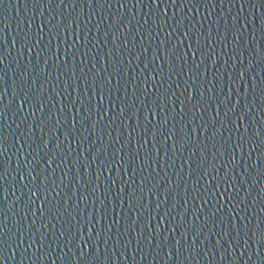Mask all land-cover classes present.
<instances>
[{"label":"water","instance_id":"95a60500","mask_svg":"<svg viewBox=\"0 0 264 264\" xmlns=\"http://www.w3.org/2000/svg\"><path fill=\"white\" fill-rule=\"evenodd\" d=\"M121 2L123 3L125 0H121ZM127 2L128 5L124 9H120L115 0H112L111 7L104 4L103 8L100 9L95 6L88 9L85 4L82 8L69 9L67 12H65L63 6L57 9L55 3L51 8L39 6L33 8L32 0H3V3L0 4V30H2L0 31V38L4 40V43L0 44V58L4 60V64L0 65V77H3V84L0 85V106L7 105L4 108L3 115L0 116V133L7 137L5 159L8 161L5 163V167L8 169V180L4 185L7 189L6 199L0 198V210H2L0 220H3L5 216L7 217L6 228L9 235H17L18 238L19 230L27 227L36 240L34 247L26 253L15 248L7 250L6 254L8 256H11L13 252L15 253L14 259L7 261V264H41L40 256H45L43 264H82L79 255L83 250V246L79 249L76 248L75 238L71 243L68 242L73 231L72 216L76 217L75 224H80L82 218L86 219L91 214L94 224L99 201L103 200L106 203L109 196L115 194L124 178L127 179L124 170L120 169V179L117 180L116 188L106 192L105 189L108 184L105 182V176L115 179L117 176L116 168L114 167L111 172L105 173V176L100 175L99 180H97V167L100 161L105 159V152L111 158L113 149L123 144L124 132L122 125L124 123H128L129 130L139 123L140 127L137 128L135 135H140L141 129L147 123L146 117L148 116V113L140 105V99L149 104L152 100H157L156 88L168 89L167 94L161 97L164 100H167L168 96L175 92V96H172V106L176 108L177 116L175 120L169 121V127H172L175 121H180V124L187 125L186 132H190L191 127L200 119V116L210 120L214 114L216 106L212 103L209 109L193 119L192 125L187 124V119L181 120L179 115L180 100H186L187 92L184 80L188 77L183 72L180 76H175V68H173V73L167 71V66L164 65L163 60L164 56L168 55L170 46L176 43V40H182L183 35L190 28L193 33L199 30L203 34L211 30L212 36L217 37L219 35L218 30H223L226 23L231 25L234 18L237 26L242 21L244 22L245 28L241 31H247L245 39H250L252 35L251 28L253 26L257 29L260 27L259 22L256 23V17L260 15L261 11H264L260 9L258 0L255 8L248 6L243 9L241 8L242 0H236L234 7L231 0H213L212 4H207V0H192L183 9H180L179 5L184 3L185 0H177L176 6H169L166 10L167 15H163L164 6H161L160 13L158 10H153L155 6H153V9L148 7L150 0H144V4H141L139 9L134 6L137 0H127ZM249 4H251V0H249ZM154 11L157 13L156 15H153ZM79 15L85 19L91 16L92 20L89 25V28L92 29L89 32L88 39V48L91 50L87 57L89 62L85 66L82 64L85 59L83 56L74 57L72 60L69 58L66 68L65 58L61 53L68 45L65 43L64 46L60 47L59 40L51 41L49 45L51 37L48 35V30L57 25L58 22L60 26H66L65 17L71 19L73 16L78 17ZM161 16L164 20L163 27L161 28L157 23L156 27L153 28V22L158 21ZM36 17L37 19L33 20L32 27L33 40L35 41V37L39 32L40 22L47 21V26L44 27V40L41 42L40 49L33 51L31 56L28 55V51L25 49L23 57H21V53L17 51L20 48L19 40H17L15 49L12 48V40L15 38L17 31L27 29L29 18ZM248 17L249 19L253 18V25L247 24ZM21 21L26 22L21 24ZM145 21H148V23L146 24ZM97 25H99L98 29ZM56 31L58 29L53 28V32ZM169 34L171 35L169 36ZM65 35L67 36V33ZM113 37H116L115 45L112 43ZM68 39L70 41L72 37L69 36ZM193 39L194 36H190L189 41H185L183 45H177V49L173 51L172 55L168 56L169 66L175 65L177 61L176 51L179 47L183 46L187 51V44ZM257 41L258 47L264 50V40L259 38V32H257ZM257 41H253V43H257ZM161 42H163V47ZM207 43L208 41L205 40L204 44L207 45ZM243 43L244 40H241L238 47H241ZM5 46L8 48L6 55L4 54ZM46 46L48 47L47 53L38 56L37 52L43 53ZM58 47L59 51L55 57H52L51 53L56 52ZM216 52L223 55L222 43H217ZM109 53L113 64L123 61L124 66L128 69L127 84H124L125 77L123 74H120L118 78L123 85L120 89L121 95L126 92L124 100L125 102L132 101L133 111L131 113L126 112L123 118L118 117L112 128L107 127L109 117H106L103 123L96 127V135L92 134L91 124L85 128L78 124L77 131L74 134L78 136V141L80 137V143H72V137H68L67 129H72L73 116L78 115L76 109L80 108L83 112L84 109L91 107L89 103L91 98L90 89L81 84L80 68L84 67L85 74H89L92 63H95L96 70L91 73L94 74L95 71L99 70L101 55L104 57V64L107 68ZM153 53H155V58ZM137 55L139 59H135ZM229 56H234V59H229ZM223 58L227 60V64L224 65L223 69L221 70L220 62L212 69V72L221 76L222 79L214 81L210 85L207 83L208 74L206 73L205 80L201 82L205 95H207V90L212 88L214 101L223 100L231 90L227 100L229 107L239 95L241 97L240 103L237 104L236 112L230 113L229 118L239 116L247 104L248 115L245 117V126L248 127L250 135L258 132L264 138V115H260V100L253 101L251 95L247 98L242 97L244 84L248 83L250 85V78L254 76L258 66L254 65L253 69L244 73L250 58L249 54L244 51L241 57L239 52H233L231 45L228 48V55H224ZM45 60H47V64L44 63ZM145 63L148 64L147 69L144 68ZM234 63L235 68L232 67ZM205 64H207V60ZM181 67H183L182 64ZM149 73L153 74L154 79L141 85L142 81L147 80ZM156 73H161L164 79L157 81L155 78ZM241 73H243L242 80L240 79ZM134 75L139 77L136 80V88L132 86ZM229 77H231V80H229ZM256 79L259 81L260 78L257 77ZM238 80L240 86L233 88V84ZM33 81H35V84H33ZM216 83H220L222 88L218 97L215 91ZM115 84L116 80L114 78V87ZM153 84H155L153 93L141 97L142 88L150 87ZM177 85H179V89H177ZM75 87L76 91H73ZM41 88L43 92L40 91ZM22 89L32 90L40 96L43 113L39 110L40 104L34 105L31 109L26 105L18 109L19 102L16 101L23 94ZM86 90L89 92L87 97L85 96ZM198 90L199 84L196 91L198 92ZM113 98H115V91L113 92ZM157 103H159V100H157ZM193 103H195V100H193ZM105 107H108L107 92L105 93ZM137 108H139L138 112H136ZM167 110L166 105V112ZM118 111L119 105H117V113ZM221 114H223V109ZM92 119L96 120L97 116L92 114ZM149 119L151 120V114H149ZM180 124H176L177 132ZM239 124L240 121L237 120V126ZM241 132H243V128H241ZM227 135L228 132L222 130L220 135L212 141L215 147H210L204 153L202 160L200 149L196 148L195 145H189L182 152L177 151L175 158H171V141H169V144H166L165 149L160 153V155H164L169 150L168 155L165 156L164 160H160V155L157 156L155 172L152 171L153 164L151 161L144 170L139 169V165H137V178L140 175L147 174L149 178L155 176L156 180L159 181V186L153 189L155 199L152 198L151 194L147 197V191L145 192V199L142 198L141 204L147 203L148 210L134 227L126 229L124 223L121 222L118 227H113L110 233L101 231L97 245L99 257L98 260L92 259V264H113V261H115V264H165V251L161 249L159 255H155V240H153L151 246H146L147 240L145 239L146 237L151 238L149 237V229L158 226L160 217L165 212H168L163 226L165 231L169 223L173 222V218H175L174 222L177 224L181 222L188 224L191 220L194 224L198 222L199 225L196 229L199 235H195L194 231L189 229L186 231L185 237L181 238L177 230L175 240L180 241V243L171 249L173 261L170 264H175L176 248L181 250V259L188 256V259L184 260V264H245V262L247 264H264V247H252L250 240L246 247L242 233L238 239L234 240L235 233L231 227L233 217L236 219L238 230L241 223L247 225L248 221H251V225H248L251 228L261 220L260 212L264 210L262 209L264 195L261 194L260 185L264 183V175L257 174L261 163V161L256 160L259 149L251 152L249 157L248 146H246L244 152L237 156L236 164L233 165L230 156L224 152L220 145L223 143L226 148L227 143L236 140L239 133L234 134L232 140L225 143L224 137ZM126 136L127 132H125ZM117 137H119V143H117ZM197 137H199V131H197ZM217 140L220 142L217 143ZM45 141H47V147L44 146ZM257 143L259 144V140ZM102 148L103 151H101ZM189 148L193 152L191 156L189 155ZM98 151L100 155L96 157V163L93 164L92 157ZM81 152L84 155H80ZM221 153L224 154L221 155ZM53 155L55 159L51 161V168H49L48 162ZM22 156L23 159H21ZM185 160H189L190 163L185 164ZM256 163L257 168L253 171L252 165L254 166ZM197 164L202 166L197 169ZM26 165L29 167H26ZM85 166H87V177L85 176ZM161 167L163 171H161ZM245 168L249 169L247 173L244 171ZM41 169L44 170L42 173ZM194 169L196 170L193 171ZM225 170H227V176H225ZM28 171L32 172L33 177H37V184L40 179L47 177V184L52 191V203L55 204L56 201H59L60 205L61 215L55 220L49 222L47 214L42 218L38 210L36 215L33 216L31 206L25 209V202L30 192L27 187L20 185L19 177L25 175V184H27L26 174ZM100 171L103 172V169ZM204 171H208L206 179L209 183L207 184L204 178H199ZM50 172L51 175H49ZM129 174H131L130 168ZM77 177H80V185L76 183ZM217 184H219L221 192L229 185L233 186L234 191L231 192L233 203H229L227 194L223 201H219L217 196L215 199H208L205 213H201L199 209L204 205L200 199L192 198L193 191L195 190L198 193H204L206 189L214 191ZM93 186L97 189L95 194L90 191ZM148 187H152V185L146 184L145 188ZM75 189L77 196H73V200L69 201L68 214H64L63 200L71 196ZM57 192L60 193L59 196H56ZM81 192L87 196L86 202L81 201ZM137 194L142 195L139 192ZM117 203L119 204V201ZM158 204L160 205L159 210L154 211ZM173 204H175V207H173ZM233 204L236 205L235 208H233ZM40 206V201L37 198L35 207L39 208ZM125 208H127L126 201ZM214 208H223V212L218 213L215 217L208 216L205 219L206 214ZM229 209H232L231 216L227 215ZM193 213H195V217H193ZM221 215L225 217L223 223L220 221ZM153 216H155V219H152ZM241 218H243V221H241ZM114 219V213L107 216L108 223H111ZM57 220L62 222L57 223ZM33 221H35V224L32 223ZM53 224H55V227H53ZM36 229L40 231L37 232ZM62 231L65 233L63 240L60 239ZM81 231L83 233L85 229ZM141 231L142 234L137 237L141 243L138 244L137 239H133V236ZM225 233H227V239H225ZM93 234L95 235V232ZM79 235L80 233L77 234L76 238ZM41 236L45 238L44 250L37 252L36 249L40 247L39 240ZM85 239H87L86 234ZM175 240L169 234V246L175 244ZM104 241H107V243L105 244ZM129 241L131 242L129 243ZM27 244L26 235L25 247H27ZM192 248H195V251L189 255ZM34 252L35 255H33ZM91 256L90 250L85 259H89ZM249 256L252 257L251 260L248 259Z\"/></svg>","mask_w":264,"mask_h":264},{"label":"snow or ice","instance_id":"6c2138e0","mask_svg":"<svg viewBox=\"0 0 264 264\" xmlns=\"http://www.w3.org/2000/svg\"><path fill=\"white\" fill-rule=\"evenodd\" d=\"M116 4L119 6L120 9H124L127 7L128 2H121V0H115ZM192 0H185L184 3L179 5L180 9H183L187 3H191ZM260 4V9L264 10V0H258ZM3 3V0H0V4ZM55 3V7L57 9L63 6L65 12L69 9L75 8H82L85 4L87 5L88 9H92L94 6L98 9L103 8L104 4H107L111 7L112 0H32L33 8L36 7H44V8H51ZM213 0H207V4H212ZM141 4H144V0H137L135 3V7L137 9L140 8ZM177 4V0H150V4L148 7L153 10H158L160 12V8L164 6L163 15H167V8L169 6L175 7ZM231 4L234 7L236 5V0H231ZM257 5V0H251V4H249V0H242L241 8L251 6L255 8ZM161 13V12H160ZM157 13L154 11L153 15ZM42 15V13H41ZM252 17V15H251ZM36 18H29L27 21V29L26 30H19L15 34V38L12 40V48H16L17 40L20 42V48L17 49L18 52L21 53V57H23V51L27 49L28 55L31 56L33 51L39 50L41 47V42L44 40V27L47 26V21H41L40 25L38 26V34L35 37V41L33 40V20ZM67 23L66 26H60L59 22L57 25L53 26V28L58 29V31L53 32V28H49L48 35H50L51 40L49 41V45L51 41L59 40L60 47L67 43V47L65 48L64 52L61 55L64 56V60L66 62V68L69 61L74 57L83 56L85 59L82 61L83 65L88 64L87 57L89 56L91 50L88 48V39H89V32L92 31L89 28L91 24V16L88 19H85L81 15L73 16L71 19L65 17ZM26 21H21V24H24ZM259 22L260 27L257 29L255 26L251 28V38L245 39L247 35V31L242 32L241 29L245 28V24L242 21L239 26H237L235 22V18L231 25L227 23L224 25L223 30H218L219 35L217 37H213L211 30H209L206 34L201 33L199 30H196L193 33V30L190 28L188 31L183 35V39L176 40V43L172 44L168 49V55L164 56V65L167 66V71L169 73H173V68H175L174 75L180 76L183 72L184 75L188 77V79L184 80L185 90L187 92L186 100H180V108H179V115L181 120L187 119V124L192 125L193 119L196 116H200L202 112L209 109L210 104H215V111L212 115L211 119L209 120L204 119L203 116H200V119L196 121L195 125H193L190 129V132H186L185 128L187 125L180 124V121H175L172 127H169V121L175 120L177 116V110L172 106V96H175V92L172 93L171 96H168L167 100L161 99V97L165 96L168 92L167 88H156L155 95L157 100H152L151 104L148 102L145 103L144 100L140 99V105H142L144 111L148 113L146 117L147 123H145L144 127L140 131V135L136 136L135 133L137 128L140 127L139 123L135 126L131 127L129 130L128 123H124L122 125L123 132H124V142L123 144L113 149V155L109 158L107 152H105V159L101 160L98 167H97V176L96 179L99 180L100 175H104L105 173H109L116 168L117 176L115 179H110L108 176H105V182L108 184V187L105 189L108 192L110 189L116 188L117 180L120 179L119 171L120 169L124 170L125 177L123 182L120 184L119 188L116 189L114 195H110L109 199L105 203V201H99V208L98 212L95 216V223L93 224V217L91 214L84 219L82 218L80 224H75L76 217L72 216L73 222V231L71 236H69V243L75 238V246L76 248H81L83 246V250L80 252L79 259L82 261V264H92V259H97L99 257V248L97 247L99 243V238L101 235V231H105L106 233H110L113 227H118L121 222L124 223L125 228L134 227L144 215L145 212L148 210L147 203L141 204L142 198L145 199V192L147 191V197L149 194L152 195V198L155 199V192L153 191L154 188L159 186V181L156 180L155 176L149 178V175H140L137 178V165H139V169L144 170L149 165L151 161L153 164L152 171H156V158L160 153L165 149V145L169 144L171 141V158H175L177 151H183L189 145H195L196 148L200 149V156L201 160L203 159L204 153L208 151L210 147H215V144L212 143L221 133L222 130L228 132V135L224 137L225 143L229 140H232V136L234 134L239 133L236 140L232 141V143H227V147H224L222 143L220 146L224 149V152L230 156V161L234 165L237 162V156L244 152L246 146H248V153L250 157V153L257 151L259 149V154L256 157L257 161H261L259 165V172L258 175H264V138L256 132L249 134V129L245 126V117L248 115V105H245L243 111H241L239 116L234 118H229L230 113H235L237 104L240 103V96L236 100H233L231 106H228L227 100L231 94V90L229 94L225 96L223 100H215L213 98V89L209 88L207 90V95H205V91L203 90V82L206 78V73L208 74L207 83L213 84L214 81H220L222 79L221 76L212 72V69L220 62L221 70L223 69L224 65L227 64V60H224V55H228V48L231 45L233 52H239L241 57L243 56V52L247 51L249 54V60L247 67L244 69V73H247L250 69H253L254 65L258 66L257 70L254 73V76L250 78L251 83H245L243 86V93L242 97L247 98L249 95L253 97V101L256 99L260 100V115H264V50L258 47L257 41V32H259V38L264 40V11L260 12V15L256 17V23ZM147 24L148 21H145ZM159 24L161 28L163 27L164 20L161 16L158 21L153 22L152 27L155 28L156 24ZM199 23V21H197ZM214 23V22H213ZM248 25H253V18L247 20ZM74 26V27H73ZM19 28V26H18ZM99 25H97V29ZM2 31V30H0ZM175 31V29H173ZM67 33V36L65 35ZM171 34H169L170 36ZM71 36L72 39L69 41L68 37ZM194 36V39L187 44V51H185L184 47L181 46L176 51L177 61L175 65L169 66L168 65V56L172 55L173 51L177 49V45H183L185 41H189V37ZM207 40V45L204 44V41ZM241 40H244V43L241 47L240 45ZM253 41H257V43H253ZM3 38H0V44H3ZM113 45L116 44V37H113L112 40ZM217 43L223 44V55L217 54L216 52V45ZM161 46L163 47V42H161ZM127 47V45H125ZM48 51V47L46 46L43 49V53L37 52V55L46 54ZM59 51V47L56 49V52L51 53L52 57H55L57 52ZM146 51V50H145ZM8 52L7 46L4 48V54L6 55ZM183 53V54H181ZM153 57L155 58V53H153ZM135 59H139L137 55ZM229 59H234V56H229ZM207 60V64L205 61ZM47 64V60L44 61ZM4 64L3 58H0V65ZM181 64L183 67H181ZM189 65H191L189 67ZM59 66L58 64L56 65ZM233 68L236 67L235 63L232 65ZM144 68H148V64H144ZM110 69V71H109ZM96 70V64L92 63L91 69H89V74H85L84 67L80 68L81 73V84L86 85L87 88L90 89V100L89 103L91 105L90 108L84 109L81 112L80 108L76 109V113L78 115L73 116V123L72 129H67L68 137H72V143L78 142L80 143V137L78 141V136L74 133L77 131V125H81L85 128L87 125L91 124L92 134L96 135V127L103 123L106 117H109L108 121V128H112V126L116 123V119L123 118L126 112L131 113L133 111V104L132 101L125 102L124 97L126 96V92H123L121 95L120 89L123 86L121 84L120 79L118 78L120 74H123L124 84H127V71L128 69L124 66L123 61H118L117 64H113L111 59V54L109 53L108 58V66L105 67L104 64V57L103 55L100 56L99 60V70ZM103 73V75H101ZM259 77V81L256 79ZM115 78L116 84L115 87L113 86V79ZM139 77L133 76L132 86L136 88V80ZM155 78L157 81L163 80L164 77L161 73H156ZM154 79L153 74L149 73L147 80L142 81L141 85L147 83L148 81H152ZM240 79H243V73L240 74ZM231 80V77H229ZM3 84V77H0V85ZM35 84V81H33ZM199 84V90L196 91ZM240 83L239 80L233 84V88L239 87ZM153 88H155V84L150 87L142 88L141 97H146L150 93H153ZM177 89H179V85H177ZM43 92V89H40ZM55 91V89H53ZM73 91H76V87L73 88ZM115 91V98H113V92ZM215 91L216 96H219V92L222 91L220 83L215 84ZM23 94L19 96L16 102H19V107L27 106L31 109L34 105L40 104V112L43 113V104L41 103V98L38 94L34 91L29 89H22ZM107 92V99H108V107H105V93ZM89 92L86 90L85 96L87 97ZM183 95V94H182ZM15 98V94H14ZM195 100V103H193ZM117 105H119V111L117 113ZM166 105H167V112H166ZM7 105L0 106V116L3 115L4 108ZM141 107V106H140ZM223 109V114H221V110ZM195 110V111H194ZM139 111V108L136 109V112ZM199 113V115H197ZM209 113V111H208ZM207 113V114H208ZM92 114L97 116L96 120L92 119ZM149 114H151V120L149 119ZM79 117V118H78ZM50 118V117H49ZM131 118V116H130ZM237 120L240 121L239 126H237ZM176 124H180L179 131L176 130ZM150 125V127H149ZM219 125V126H217ZM241 128H243V132H241ZM211 129V132H210ZM197 131H199V137H197ZM125 132H127V136L125 137ZM182 133V135H181ZM259 140V144L257 141ZM7 141V137L0 133V198L6 199V191L7 189L4 187L5 183L8 180V169L5 167V163L8 162L5 159V154L7 152V148L5 147V143ZM135 141V143H134ZM119 137H117V143H119ZM220 141L217 140V143ZM19 143V141H17ZM45 147H47V141H45ZM93 146H95L93 144ZM82 149V145H81ZM104 149L102 148L101 151ZM169 152V150H168ZM166 152L164 155H160V160H164L165 156L168 155ZM155 153V154H154ZM84 153H80V155ZM224 153H221L223 155ZM100 155L98 151L92 157V163H96V157ZM189 155H193L191 148H189ZM23 159V156L21 157ZM55 159L53 155L52 158L48 162L49 168H51V161ZM185 164H189V160H185ZM201 164H197V169L201 167ZM26 167H29L26 165ZM129 168L131 169V174H129ZM257 168V163L253 166L252 169L255 171ZM87 166H85V176L87 177L86 172ZM103 169V172L100 170ZM182 170V169H181ZM194 169L193 171H195ZM44 170L41 169V173ZM161 171L163 168L161 167ZM244 171L247 173L249 171L248 168H245ZM27 179L28 183L25 184V175H20L19 183L22 187H27L30 195L28 196L27 201L25 202V209L31 206L32 215L35 216L37 210L40 213V216L44 218L47 214L48 221L51 222L55 220L58 216L61 215L60 212V205L59 201H56L55 204L52 203V191L50 190L49 185L47 184V177L40 179L39 183H36L37 177H33L32 172H27ZM51 175V172L49 173ZM67 175V174H65ZM191 175V173H189ZM208 171H204L201 173L199 178H204L205 183H209L207 181ZM225 176H227V170H225ZM215 179V178H214ZM77 185L81 184L80 177L76 178ZM146 184H151L152 187L145 188ZM261 187V194L264 195V183L260 185ZM96 187L93 186L90 191L91 193L95 194ZM234 191L232 185H229L228 188L224 189L223 192L220 191V186L217 184L215 186V190L206 189L204 193H198L195 190L192 193L193 199H200L201 203L204 207H201L199 211L201 213H205V208L207 206L208 199H215L217 196L219 197V201H223L226 198L229 203H233L231 192ZM141 193L142 195H138L137 193ZM60 193L57 192L56 196H59ZM51 196V199H50ZM73 196H77V191L72 193L71 196L64 198L63 200V209L64 214H68V206L69 201L73 200ZM37 198L40 201V207L36 208ZM80 199L83 202L87 201V196L80 193ZM119 201V204L117 203ZM125 201L127 202V208H125ZM46 205V207H45ZM160 205L158 204L154 211L159 210ZM175 207V204H173ZM236 205L233 204V208ZM111 209V212H110ZM119 209V211H117ZM264 209V206H262ZM223 208H214L210 212H208L205 216V219L208 216L215 217L218 213H222ZM2 213V210H0ZM115 215V219L111 222H107V216L110 214ZM232 209H229L227 215L231 216ZM168 212H165L163 216L160 217L158 226L154 229H149V237L145 238L147 240L146 246H151L153 244V240L156 242V252L155 255H159L160 250L163 249L165 251L166 259L165 264H170L173 261V254L171 249L176 247L180 241L175 240V233L177 230L181 238H184L186 235V231L192 229L195 235H199V232L196 230L198 229L199 225L197 223H193L191 220L188 224H180L175 223V218H173V222L169 223L166 231L164 230L163 226L167 219ZM261 220L256 225L252 226L251 228L248 225H251V221H248V224L241 223L238 226L236 223V219L233 217L231 219V227L232 231L235 233L233 239H238L241 236V233L244 237V244L247 247L249 240L252 243V247H264V210L260 212ZM102 217L104 222L102 223ZM193 217H195V213H193ZM155 219V216L152 217ZM225 217L223 215L220 216V221L223 223ZM243 221V218H241ZM57 223H61V220H57ZM35 224V221L32 222ZM7 224V217L5 216L3 220H0V264H7V261L14 259L15 253L13 252L11 256L6 254L7 250L9 249H17L21 250L23 253H26L29 249H32L36 244V240L34 239L32 233L28 230L27 227L19 230L18 238L17 235H9L8 230L6 228ZM85 226H87L85 228ZM147 226V224H145ZM55 227V224H53ZM82 229L85 231L82 233ZM182 229V230H181ZM39 232V229H36ZM95 232V235L93 234ZM80 233L78 238H76L77 234ZM85 234L87 239H85ZM142 234V231L136 233L133 236V239H137L138 236ZM169 234L172 235V239L175 240V244L169 246L168 244V237ZM27 235L28 244L25 247V239ZM65 233L62 231L60 239H64ZM225 239H227V233H225ZM44 240L45 238L41 236L39 240L40 247L36 249L37 252H41L44 250ZM131 241H129L130 243ZM106 244L107 241H104ZM137 243H141L139 239H137ZM127 246V245H125ZM91 250L92 256L89 259H85L86 255ZM143 251V249H141ZM71 251V249H69ZM195 248H192L189 252H194ZM35 255V252L33 253ZM41 264H43V260L45 256L39 257ZM188 256H184L181 259V250L176 248V256H175V264H184V260H187ZM249 260L252 259L251 256L248 257ZM115 264V261H113ZM247 264V262H245Z\"/></svg>","mask_w":264,"mask_h":264}]
</instances>
